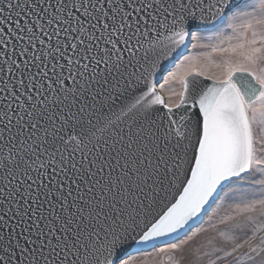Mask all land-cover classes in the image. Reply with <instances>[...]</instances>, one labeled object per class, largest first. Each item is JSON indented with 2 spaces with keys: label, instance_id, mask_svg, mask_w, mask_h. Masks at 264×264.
Returning a JSON list of instances; mask_svg holds the SVG:
<instances>
[{
  "label": "snow or ice",
  "instance_id": "1",
  "mask_svg": "<svg viewBox=\"0 0 264 264\" xmlns=\"http://www.w3.org/2000/svg\"><path fill=\"white\" fill-rule=\"evenodd\" d=\"M158 243L264 264V0H0V264Z\"/></svg>",
  "mask_w": 264,
  "mask_h": 264
},
{
  "label": "rangeland",
  "instance_id": "2",
  "mask_svg": "<svg viewBox=\"0 0 264 264\" xmlns=\"http://www.w3.org/2000/svg\"><path fill=\"white\" fill-rule=\"evenodd\" d=\"M202 51L206 54L205 56H203L201 58L203 61H207L209 58L214 60L218 56V54H216V53H211V49H208V48L203 49ZM191 52H192V49H191V46H190L188 53L185 54V55H189V54H191ZM209 53H211L210 57L207 55ZM161 83H163V81ZM179 90L180 89H179L178 83L169 82V84H167L165 86V89L162 91V94L165 96V98L167 100L168 97L172 93L178 92ZM173 99H175V97H173ZM206 220H207V217H205V221ZM199 226H201V225H198L197 227H199ZM203 226H206V224L203 225ZM188 234L190 235L191 233H188ZM175 242H178V241H175ZM161 248H165L166 249L167 245L165 244V245L157 246L154 249H151L149 251H145V253L136 254L137 255V259H140L142 256H147L148 253L150 252L151 256L149 257L147 264H172V262L168 259L167 253L166 252H160Z\"/></svg>",
  "mask_w": 264,
  "mask_h": 264
},
{
  "label": "water",
  "instance_id": "3",
  "mask_svg": "<svg viewBox=\"0 0 264 264\" xmlns=\"http://www.w3.org/2000/svg\"><path fill=\"white\" fill-rule=\"evenodd\" d=\"M189 48H190V45H189L188 49L186 50L185 54L188 53ZM161 82H162V81H160V83H161ZM197 226H198V225H197ZM170 242H175V241H170ZM161 245H165V244H163V243H158V244H157V246H161ZM157 246H156V247H157ZM149 250H151V249H147L146 251H149Z\"/></svg>",
  "mask_w": 264,
  "mask_h": 264
}]
</instances>
